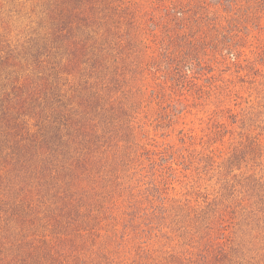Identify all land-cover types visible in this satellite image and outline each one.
<instances>
[{
    "label": "rangeland",
    "instance_id": "374dc122",
    "mask_svg": "<svg viewBox=\"0 0 264 264\" xmlns=\"http://www.w3.org/2000/svg\"><path fill=\"white\" fill-rule=\"evenodd\" d=\"M0 105V264H264V0H0Z\"/></svg>",
    "mask_w": 264,
    "mask_h": 264
},
{
    "label": "trees",
    "instance_id": "16d2710c",
    "mask_svg": "<svg viewBox=\"0 0 264 264\" xmlns=\"http://www.w3.org/2000/svg\"><path fill=\"white\" fill-rule=\"evenodd\" d=\"M92 67H93V65H91V69H92ZM91 74V73H90ZM85 78V77H84ZM39 96V95H38ZM43 104V103H42ZM43 106H46L45 104H43ZM2 107V105H0V108ZM18 131V130H17ZM16 136H17V133H16ZM16 142H17V140H15ZM10 142H11V140H10ZM10 144V145H9ZM16 144H18V142L17 143H15V145ZM8 146H10V147H6V149H10V148H13V149H17V150H19V149H21V148H18L17 146L16 147H14L13 146V143L11 142V143H8L7 144Z\"/></svg>",
    "mask_w": 264,
    "mask_h": 264
}]
</instances>
